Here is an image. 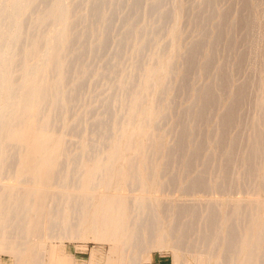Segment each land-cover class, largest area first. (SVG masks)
<instances>
[{
    "label": "bare ground",
    "instance_id": "1",
    "mask_svg": "<svg viewBox=\"0 0 264 264\" xmlns=\"http://www.w3.org/2000/svg\"><path fill=\"white\" fill-rule=\"evenodd\" d=\"M166 1L133 0L132 13L121 17L116 50L112 48L101 64L95 61L98 65H94L90 58L108 44L114 26L110 29L111 18L122 12L126 0H0V251L14 256L17 264H42V256L49 257L44 264H51L55 254L49 240L88 236L108 243L106 264H141L150 261L153 249L161 247L171 249L174 264L189 263L182 262L183 252L191 254L196 264H264V196L216 197L208 199L205 206L199 202L203 207L199 210L191 203L160 205L166 197L156 193L165 183L158 179L168 167L162 159L174 160L180 153L183 161L198 153L201 140L193 141V132L219 90L207 86L212 77L200 96L196 93L200 86H195L194 93L199 96L196 109L190 110L196 99L187 104L192 113L189 122H195L180 123L177 130L171 127L177 135L174 142L178 141L177 145L172 141L176 145L173 153L165 139L169 130H161L159 124L170 117V97L183 83L175 86L170 97L169 91L175 81L182 80L180 74L186 78L191 67L208 66L211 54L204 53L197 60L196 51L207 45L203 46L205 29L199 38L194 35L197 39L193 41V37L189 46H181L178 18L182 6L171 0L169 9ZM168 17L170 24L162 27ZM202 22L199 25L207 24ZM218 31L208 36V41L215 42ZM108 46L105 50L112 44ZM91 82L99 89L88 93L91 100L84 104ZM244 95L242 88L235 101L227 102L232 103L226 104L220 128L217 125L216 131L206 132L214 134L212 148L226 138L225 126L231 125ZM261 98L258 103L264 109ZM77 106L80 108L74 110ZM259 124L253 122V133L247 139L252 144L246 141L253 147L243 164L252 175L263 170V165L253 167L264 145ZM188 138L193 143L187 154L184 146ZM89 142H93L91 147ZM70 143L76 147L70 148ZM236 144L237 140L229 139L223 156ZM138 158L143 162H136ZM152 159L163 163H152ZM185 163L184 169H189ZM168 177L172 182L171 175ZM6 178L11 181H4ZM202 183L200 175L192 181L194 185ZM253 184L261 190L264 180ZM129 187L133 191L124 192ZM111 256H117L116 260Z\"/></svg>",
    "mask_w": 264,
    "mask_h": 264
},
{
    "label": "rangeland",
    "instance_id": "2",
    "mask_svg": "<svg viewBox=\"0 0 264 264\" xmlns=\"http://www.w3.org/2000/svg\"><path fill=\"white\" fill-rule=\"evenodd\" d=\"M169 1L168 0L166 1L167 7H169V5L171 6V4H170L171 0H169ZM177 1H179V2H177ZM211 1H213V2H210V0H202V1L201 0H174L173 1V4L174 3L176 5L180 4L182 6L181 7L182 10L188 9L187 11L184 10L185 13L187 12L186 13L187 15L191 14V15L187 16V20H186V14L184 16L183 11L181 10V12H180L181 16L179 15L180 18H178V27H179L180 32H181L180 44L183 41L181 46L182 45H183V47L189 46L191 44V41L192 40L194 41L197 38H199L201 36L200 34L205 32V30H206V32L203 33V35L207 36L206 37L207 41H208V38L214 32H217V30H219L218 33L220 32L219 38L214 39L215 42H213V40H211L213 43L210 42V40L207 42L204 38H202V39H204V42H205V43H203V46H205L206 44L207 45L205 47H202L201 46L202 44L200 45L203 50H201V48H198V50L196 49L198 51V52L196 51V53H198L197 55L195 53V55L197 56V60L200 59L201 58L200 55L202 56L204 53H208V56L211 54L209 56V60L211 62L208 60L210 62V64H208V66H205L206 70H204L205 68L204 69L200 68L199 64H198V66H194L195 68L191 67L189 69V71L186 73L187 74L186 78H184L185 74L179 75L181 77L183 76V78H180L179 76H177L178 78L176 77L177 79L180 78L182 80H180V81L177 80V81H179V84L177 81H175L174 85L171 86L172 90L170 89V91H169V97H170L172 95L173 91L175 90V86L177 85L176 87L179 88V86L183 83L182 85L184 87L181 85L180 86L181 89L180 88H179L180 90L176 89L174 91V94L172 95L173 97L172 96L170 97V98H172V100L170 99L171 100L170 101L171 102L170 103L171 110L169 113L170 117L166 116L165 118H167V119L164 118L165 120H162L159 124L161 130H163L164 128H165L164 131H166V129L169 130L168 133L167 132L165 133L166 134L165 139L167 142L169 141L168 145L172 150H174L173 153L175 152V146L178 144V141L176 142V140H175V142H174V138L175 137L177 138V135H175V130L179 129L180 123H181V125H182V123L194 124L193 122H195V121L191 122L192 121L191 120L192 113L190 112V110H192L194 108L193 109V111H194L196 109V106L198 104L197 99L201 95L200 93H202V91H204V89L206 88L205 87L207 85L206 83H208L207 81H209V79L211 77L212 78L209 81L207 86L209 88L214 87L213 88L214 90L216 89L215 87L218 86L219 90H217V89H216L217 91L215 90L216 91L215 96H214L215 98L213 100V103L210 105L213 107L214 110L212 111V107H209L208 109L210 112L206 110L208 113L205 115V116H207V118H205V116H204L203 121L201 120L202 121L201 123L200 122H198V124L196 123L197 126L195 124L197 130L195 129L196 131L193 132V133H196L193 141L194 140L195 141L201 140V147H200V150L198 151V153L196 155H193L190 159H183V161H182V159H180L181 158L180 153L175 156L174 160H171V158H169L170 159L169 161H168V158H165L166 160L162 159V160H164V163L162 160H154V159L151 160L152 163H155V162L158 163L159 162L160 164L163 163V165L165 164V166H168V167H166L167 172L166 171L164 172L165 168L161 170V172L163 171V173L160 172L161 175H160V178L158 180L165 183V184L163 187H161V190L157 191V193H156L157 195L159 194V196L163 197V198L166 197L167 199H169V197H171V199L168 200V202L165 200L166 198H164V200L162 198L163 201L160 205H164V206L167 205L169 203V201H171V203L176 202V205L183 204V203H186L187 205H189V203H191V205H190L191 207H195L196 209L199 210L201 205L205 206V203H207V201H209L213 198H215L213 200H216V197H218L219 200H222V199H225L227 197H229V198L230 197H239V196L256 197L257 195L264 196V195H262V192L264 194V185H261V187L262 186L263 187L262 188L260 187L261 190H259L260 185L256 186L255 184H253L255 181L259 182V180H261V181L264 180V178H263V180H262V178L260 179V177L261 176L263 177V175H264V174H262V171H264V145L262 144L263 148H260V150H259L260 153H257V155H256L257 157H255V159H254V162L256 163V165L253 164V167L256 166L255 169H257L259 166L261 168V166L263 165V168H261V169H263L262 171L261 170L258 171L259 170L258 169L257 170L258 174L253 173L256 176L258 175L257 177L259 179H256L257 177L251 174L252 171L249 172L250 174L248 172H246L244 164H243L244 160L247 158L246 156L248 155L250 149H252V147H253V145L251 146L252 143L250 141H247L251 132L253 133L252 130H254L253 122L256 121L257 125L261 122V124H259V128H261L264 131V128H263L264 127V123H263L264 122V119H263L264 118V109H263V107L261 109V106L258 103L260 101V97L264 98V96H262V95H264V92H263L264 91V0H218V2L216 0H211ZM126 2H127V4L123 8L122 12H120L119 14L118 13L116 14V16L118 18L115 15H114V18H111V21L113 23L111 22L110 29L112 28L113 24H114V26H113V29H111L112 31L110 30V32H109V33H111L112 36H111V38L109 37L110 35L108 36V38L111 39V40L108 39V44H109V46H110V44H112V46L109 49L107 48L105 50V48L108 46V44H107L106 47L103 48L101 50V52H98L95 57L93 56L92 58H90V61L93 60L92 61L93 64L95 61H96V63L101 64L102 60L105 57L109 56L113 51L116 50L114 40L121 34V23H120L122 21L121 17L123 14H124L123 17H125L127 14L128 15L131 14L135 8V5H134V7L132 6L133 0L132 1L126 0ZM197 2H199V3H197ZM201 2H202V4H201ZM216 2H217V4H216ZM130 3H132L131 6H130ZM195 3H197V5ZM207 3H208V5H207ZM210 3L213 4V6H215V7L213 8L212 5L209 6ZM128 5H129V8H127ZM193 5H194V7H193ZM212 8L216 9V10H213ZM129 9H130V11H129ZM169 9H171V7H169ZM190 9L192 12L190 11ZM199 9H201V10L198 11ZM219 9H221V10H219ZM223 9L226 12H223ZM211 10H212V13L214 15L211 13ZM216 11H218V12H217L216 18H214ZM220 11L223 13H220ZM126 12H128V13H126ZM193 12H194V14L196 12L197 13L200 12L198 14L200 16H198L197 13L195 15H192ZM208 12H210V13H208ZM209 14L211 15V17L213 16L214 19L211 17H209V19H206V17ZM224 15H226V16L224 17ZM183 16H184V18H183ZM219 16H220L221 20L223 18L222 22L220 21ZM115 17L117 18V20L115 19ZM188 17H189V20H188ZM190 17H194L196 22L194 19H192ZM199 17H200V20H199ZM120 18H121V20H120ZM169 18L170 17L167 18L168 19L167 22L164 21L165 23L162 24V27H163V25H164V27H166V23H167V25L170 24L171 18L170 19ZM203 18L205 21H203ZM191 19H192V21H190ZM199 21H200V23H199ZM215 21H216V23H214ZM181 22L182 23L185 22L183 24L184 27L181 25ZM187 22L189 24L191 23L190 26ZM197 22H198V24H197ZM201 22H202V24L207 23V24H205L206 26L204 25L205 26L204 27L203 25H199V24H201ZM195 23H196V25H195ZM208 23H210V24H208ZM198 25L201 28L204 27L202 29L203 31H201V29H200V27H198ZM218 25H219V27L217 28ZM180 26H181V28H180ZM196 26L199 29H196ZM116 27H117V30H119L118 32H116L117 31ZM182 27L184 28V32L182 31L183 30ZM213 27H215V28H213ZM220 29H221V31H220ZM198 31H200V32L198 33ZM208 31H209V33L211 32L210 35H208L209 33L207 34ZM182 32H183V34H182ZM114 33H115V35H114ZM194 35H196V36L200 35V36H198L196 38V36H194ZM182 36H183V39L181 41ZM112 40H113V43H109V41H112ZM233 40L235 42H233ZM226 41H228V42H226ZM201 42H203V41H201ZM232 42H233V45H232ZM114 47H115V49H114ZM112 48H113V51L110 52L112 50ZM208 49L211 51L208 52L209 51ZM199 50L202 51L201 52L202 54H200ZM198 56H199V58H198ZM97 58H98V61L96 60ZM83 61H85V60H83ZM96 63L94 65H98ZM218 65L220 66V69H219ZM215 67H216V69H215ZM198 68H199V70H197ZM202 70L206 71L207 73H210V74L206 73L207 78H206L205 72H203ZM221 70H222V72L224 71L223 73L225 74L224 75L225 78H224L223 74L220 72ZM212 73H213V75H212ZM218 73H220V75H222V76L220 77V75ZM216 76H218V77H216ZM219 77L221 78L220 79L221 80L220 85L224 82H225V84H222L221 86L219 85V83H218L219 81H217V79L219 80ZM222 77L224 79H226V81H222L223 80ZM183 79H185L184 81H186V79H188L187 81L190 83V85L188 84V82H184ZM212 79H214L213 82H211ZM215 79L217 81L216 84H215V82H216ZM181 81H183V82H181ZM210 82L214 85H212ZM184 83H187L189 86L187 84L184 85ZM92 84H93V86L96 87V89L94 87H92ZM92 84H90L89 88H87V89L85 88L86 91L88 90V92H86L87 98L85 97L84 104L88 103L91 100V96L89 97V94L91 95L94 93L95 90L99 89L96 85H94V83H92ZM209 84L211 86H209ZM195 86H197V88L200 86V88H198L196 91ZM201 86H202V88H201ZM91 88H93V89L90 92ZM239 88L240 89L243 88L245 90V95L243 97L244 99L241 100V98H240L239 103L240 102H242V103L240 104V106L237 104L236 105L237 108L234 107L237 109L236 111L233 109L234 112H236V113L233 112L234 116L236 114L235 117L234 116L232 117L233 123L231 122L230 123L231 125L228 124L227 127L225 126L226 131H224V133L226 134V136H225L226 138L224 140H222V142L219 145H217L215 148H212V146H210V144H211V141L213 138L211 140H210V138L212 137L211 135L214 136V134L210 135V133L206 134V132H209L213 128H215V131H216V127H218L221 124L222 115L226 111V109H225L226 104L229 105L233 101H235V98H237L236 96L238 95L239 90H240ZM194 90L196 91V93L198 92L197 93L199 95L198 97L196 96V93H194L195 92ZM260 90H261V93H259ZM218 91H220V92H218ZM190 93H191V95H190ZM257 94H260L261 96L258 98L257 96H259V95H257ZM218 95L220 96V98ZM100 96L101 97L104 96V93H102ZM256 97H257V101H256ZM192 98L194 100L196 99L195 100L196 103L194 105H192L193 107L190 105L191 109L189 110L188 108H190V107L188 105L194 103ZM262 98H261V100L264 101V99H262ZM231 99H232V102L230 101V103H227ZM215 100H216V102H214ZM217 100H219V101H217ZM259 106H260V108H257ZM79 108L80 107L77 106L74 110H77ZM222 108H224V109H222ZM227 108H228V106H227ZM220 109L222 110V113H221ZM260 109L262 110V113H261ZM188 110H189L190 114L188 113ZM206 111H205V113H206ZM260 114H261V116H259ZM218 116H220V117H218ZM187 117H190V119ZM258 118H262V119H258ZM187 120H188V122H189V120H191V121L188 123ZM218 120H219V122H218ZM252 120H254V121H252ZM260 125H262L263 127ZM171 127L174 128L175 130H171L172 129ZM218 128H220V126ZM170 131H174L173 132L174 135L173 134L171 135L172 132L170 133ZM263 131H262V134L264 133ZM211 132L215 133L214 131H211ZM170 136L172 138H169ZM192 136H193V134H192ZM232 137L235 140H237V142L239 144H236V146L232 149V152L228 156H223V151L227 146L228 140L233 139ZM190 138H193V137H190ZM190 138H188L186 141L184 139V141L186 142V144L184 146V150L186 151L187 154L189 153L190 146L193 143V141L191 142ZM209 140H210V142L208 144ZM172 141L176 145L174 143H172ZM246 141L251 143V144L247 143ZM70 144H71V146L69 145L70 148L76 147L75 144H74V146L72 145L73 143H70ZM91 145H93V142H89L90 147H91ZM261 153H263V154H261ZM244 157H245V159H244ZM142 160H144V159L138 158L136 160V162H138V163L143 162ZM184 160L187 163H185ZM118 161L121 162V160H118ZM149 162H150V160H149ZM165 162H167V163H165ZM184 163L189 166V169L187 168L188 170L186 168L184 169V167H183ZM169 164H171V165L173 164V165L170 166ZM169 167H171V168H169ZM168 169L170 171L172 170V172H170ZM185 171H186V173H185ZM169 172H170V174H169ZM260 174H262V175H260ZM169 175H171V177H172L171 178L173 180L172 182L169 181V179H170V177H168ZM199 175H200L203 183L200 185L192 184V181L194 180V178L199 176ZM4 181H11V180H8L6 178V179H4ZM181 181H183V182H181ZM251 181H253V183H251ZM168 182H170V183H168ZM250 183L252 186L250 185ZM253 185H254V187H253ZM127 189L124 192L130 193L128 191H131V192L133 191V190H130V187ZM256 191L257 192L259 191L260 194L256 193ZM200 198H205V199H202L203 201H201ZM204 201H206V202H204ZM199 202L201 203V205ZM192 203H194V205H196L195 203H197L198 206L199 205L200 206L199 207L197 205L192 206ZM202 203H204V204H202ZM202 208L203 207H201L200 209H202ZM48 242L53 243V250H54V254H55V256H52L51 264H106L108 261L109 256H105L107 251H108V248H109L108 243L103 242L101 240H96L91 236H88L86 238H68V237H65L61 240L60 239H53V240H49ZM261 256H264V251L261 254ZM180 257H181L182 262H184L185 260H188L189 261L188 264H191V263L196 264V262H194V259L191 257V254H189V253L183 252L180 255ZM48 258H49L48 256H42V259H41L42 264L48 262ZM116 258H117V256H111V259H113V260L114 259L116 260ZM60 259H62V260H60ZM0 264H17V263L15 261L14 256H11L7 252L0 251ZM141 264H174V256H173L171 249H169V248H164V247L156 248V249H153L151 251L150 261L145 260V261H142Z\"/></svg>",
    "mask_w": 264,
    "mask_h": 264
}]
</instances>
